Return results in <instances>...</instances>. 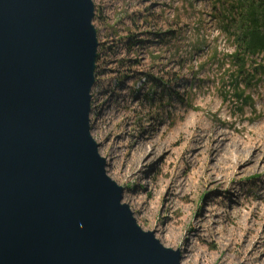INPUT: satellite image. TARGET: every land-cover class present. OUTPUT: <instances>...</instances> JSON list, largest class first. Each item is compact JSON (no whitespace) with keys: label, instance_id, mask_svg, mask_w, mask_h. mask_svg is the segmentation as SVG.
Wrapping results in <instances>:
<instances>
[{"label":"rangeland","instance_id":"rangeland-1","mask_svg":"<svg viewBox=\"0 0 264 264\" xmlns=\"http://www.w3.org/2000/svg\"><path fill=\"white\" fill-rule=\"evenodd\" d=\"M221 2L92 0L98 49L90 132L122 203L180 264H264V241L253 252L259 237L241 247L243 228L228 242L241 220L225 216L238 209L248 220L258 217L255 234L264 227V170L221 172L226 182L218 190L204 184L205 172L219 171L216 159L205 170L210 136L224 135L237 150L264 137V55L246 65L250 73L262 69L243 106L231 83L234 47L221 23L234 0ZM254 155L258 163L264 154Z\"/></svg>","mask_w":264,"mask_h":264},{"label":"water","instance_id":"water-1","mask_svg":"<svg viewBox=\"0 0 264 264\" xmlns=\"http://www.w3.org/2000/svg\"><path fill=\"white\" fill-rule=\"evenodd\" d=\"M92 0H0V264H180L90 132Z\"/></svg>","mask_w":264,"mask_h":264},{"label":"trees","instance_id":"trees-1","mask_svg":"<svg viewBox=\"0 0 264 264\" xmlns=\"http://www.w3.org/2000/svg\"><path fill=\"white\" fill-rule=\"evenodd\" d=\"M222 3L221 0H217ZM234 0L227 15H221L222 27L227 34V39L234 47L229 58L233 61L236 70L232 74V88L234 97L241 103L247 105L248 97H244L247 89L256 80L261 66L254 68L250 73L246 68L247 63L254 57L264 55V0ZM230 16L229 21L225 16ZM242 87V90L241 88Z\"/></svg>","mask_w":264,"mask_h":264},{"label":"bare ground","instance_id":"bare-ground-1","mask_svg":"<svg viewBox=\"0 0 264 264\" xmlns=\"http://www.w3.org/2000/svg\"><path fill=\"white\" fill-rule=\"evenodd\" d=\"M209 139L210 145L205 149L209 161L206 160L205 170L212 166L210 163L212 159H216V164L219 165V171H217L216 174L212 175L208 172H205L204 184L206 186H210L209 188L218 190L219 188L223 187L226 181L223 179V177H221V172H228L229 170H231L233 174L239 175L245 172H249L253 169L264 170V155L263 159L258 163L255 162L254 157V153L256 151H261L264 154V137H261V135H257V139H255V142L250 143L249 146L243 150L233 149L231 148V145L228 146L229 144H225L224 141L226 140V137L224 135L219 136L217 133H215L210 136ZM137 148L141 151L145 150L144 146H138ZM246 152L248 154L245 155ZM250 162H253L251 166L241 169L242 166H246ZM231 190H233V188H231ZM235 191L237 193V190ZM222 206H224V203ZM225 216L227 218L230 216H239L241 220V222H238L233 226L234 230L233 233L228 236V242H235L243 228H246L247 234L246 237H242V241L240 243L241 247L246 248L247 245L251 244L255 238L259 237V240L255 241V243L252 245L253 252L257 249V245L264 241V227L258 232V234H255L256 231L254 229V224H256V219L258 217L254 216L253 218H251V220H248L247 216H242L238 209L233 210V212L225 211ZM197 221L200 222V219H198ZM261 221H263L264 223V217L261 218ZM160 231H163V229H160ZM224 263V259L216 261V264ZM229 264H231V262Z\"/></svg>","mask_w":264,"mask_h":264}]
</instances>
